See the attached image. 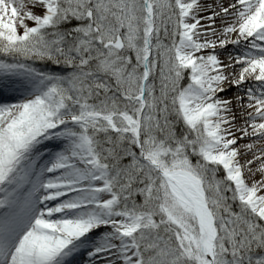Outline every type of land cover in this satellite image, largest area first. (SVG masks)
Here are the masks:
<instances>
[{
  "label": "snow or ice",
  "instance_id": "obj_1",
  "mask_svg": "<svg viewBox=\"0 0 264 264\" xmlns=\"http://www.w3.org/2000/svg\"><path fill=\"white\" fill-rule=\"evenodd\" d=\"M0 264H264V0H0Z\"/></svg>",
  "mask_w": 264,
  "mask_h": 264
},
{
  "label": "bare ground",
  "instance_id": "obj_2",
  "mask_svg": "<svg viewBox=\"0 0 264 264\" xmlns=\"http://www.w3.org/2000/svg\"><path fill=\"white\" fill-rule=\"evenodd\" d=\"M229 48H231V46H229ZM257 179H259L260 177H259V174H257V177H256Z\"/></svg>",
  "mask_w": 264,
  "mask_h": 264
}]
</instances>
